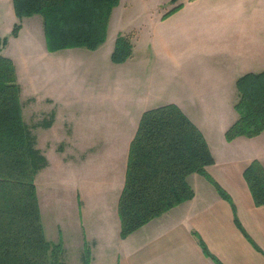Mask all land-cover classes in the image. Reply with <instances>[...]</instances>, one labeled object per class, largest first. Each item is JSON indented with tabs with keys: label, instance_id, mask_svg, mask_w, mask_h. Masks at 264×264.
I'll return each instance as SVG.
<instances>
[{
	"label": "crops",
	"instance_id": "0c3cea01",
	"mask_svg": "<svg viewBox=\"0 0 264 264\" xmlns=\"http://www.w3.org/2000/svg\"><path fill=\"white\" fill-rule=\"evenodd\" d=\"M149 5L150 10L157 11L151 18L150 29V50L154 52L140 59L138 68L129 75L131 85L120 86L117 81H112V85L106 82V85L97 86V95L102 97L98 106L106 99L108 109L111 105L120 109L122 99L127 102L123 101L127 110L123 112L125 117L112 112L113 109L110 114L101 116L95 132L90 134L92 140L86 145L97 147L101 153L109 149L119 155V161L105 164L111 166L101 179L97 180L93 174V179L81 182L86 196H93V203L96 200V218L91 222V217L82 212L85 234L77 240L79 257L87 245L90 249L88 264H264V204L254 203L243 177V169L252 159H258L264 166V130L254 136L239 135L231 140L224 136L225 129L237 116L233 107L237 99L233 82L245 72L264 69V0L241 4V8L252 11V17L247 21L238 19V4L219 9L213 4L206 7V11L211 12L206 20L210 22L209 31L215 42L205 45L196 44L193 35L195 26L205 22L203 12L194 14L195 9H202L197 7L200 5L197 0H153ZM173 7V11L165 14ZM38 16L33 14L18 19L12 0H0V37L8 38L1 52L12 59L15 68V52L12 53L10 43L20 41L22 34L28 37L24 42L28 48L24 45L19 53L26 68H32L27 74V89L32 99L35 94L29 89L37 76L33 74V64L39 57L46 65L52 59L46 51ZM15 22H19L20 27L12 35ZM113 44L106 48L109 58ZM73 48L80 47L63 49ZM133 49L132 44V53ZM132 53L128 60L132 59ZM165 60L172 63V69L161 65ZM154 71L161 75L164 72L166 77L170 76L181 85L180 95H173L167 102L177 104L203 133L214 157V162L206 165L205 170L229 199L221 196L204 175L193 172L187 176L193 189L189 199L120 237L117 200L123 185L130 139L142 111L163 104L159 103L163 100L161 78L156 80L158 76ZM43 97L51 101L56 95L49 93ZM45 111H41L44 113L42 118L54 112L50 125L43 126L53 128L56 138L51 142L53 149L62 152L66 147L77 148L80 141L72 144L61 139L66 125L65 114L60 115L59 110L57 114L52 107ZM39 122L38 118L33 125L39 126ZM34 137L36 146L45 155ZM199 239L214 257L203 252Z\"/></svg>",
	"mask_w": 264,
	"mask_h": 264
},
{
	"label": "trees",
	"instance_id": "16d2710c",
	"mask_svg": "<svg viewBox=\"0 0 264 264\" xmlns=\"http://www.w3.org/2000/svg\"><path fill=\"white\" fill-rule=\"evenodd\" d=\"M118 0H12L18 19L38 14L48 50L97 48L106 37L111 9ZM169 9L165 14L173 11ZM164 14V15H165ZM20 27L15 22L11 34ZM0 37V264H66L62 241L44 235L34 176L47 164L24 121L12 59L1 52ZM132 53L128 35L117 34L110 59L122 62ZM236 118L224 131L226 140L254 136L264 130V69L248 71L235 80ZM53 113L42 118L48 126ZM214 157L199 127L173 102L142 111L130 139L124 180L117 200L119 235L125 237L172 206L189 199L187 176L200 173L226 199L228 194L207 174ZM254 203L264 204V166L256 158L243 169ZM238 223L236 217L234 218ZM205 254L209 253L199 239ZM84 245L81 264H88Z\"/></svg>",
	"mask_w": 264,
	"mask_h": 264
},
{
	"label": "rangeland",
	"instance_id": "374dc122",
	"mask_svg": "<svg viewBox=\"0 0 264 264\" xmlns=\"http://www.w3.org/2000/svg\"><path fill=\"white\" fill-rule=\"evenodd\" d=\"M152 1L118 0L110 12L105 40L97 47V50L80 47L54 52V50L47 49L43 37L46 51L49 52L48 55L52 59L46 65L43 58L40 59L39 57L37 62L33 64V69H35L33 74H37L34 78L33 87L29 89L35 94L33 99L29 98L27 89V74L28 70L32 72V68H26L19 53V49L23 48L24 45L28 48L24 43L28 37L26 34H22L20 41L10 43L12 53L15 52V74L19 84L22 115L27 127L37 137L39 145L47 156L48 164L45 168L38 170L34 176L44 235L51 241H58L60 238L63 240L62 257L66 264H81L77 242L85 234V230L83 232L85 223L82 220V212H86L87 217H91V222L96 218L94 212L96 200L93 203L94 197L86 196L81 182L84 183L87 178L93 179V174H95L94 178L97 176V180L101 179L103 175L108 174V168L111 166L105 164H112V161L118 163L119 161V155L109 149L101 153L97 151V147L86 146L88 141L92 140L90 134L95 132L101 116L103 117L106 113L110 114L113 109L112 112L125 117L123 112L127 110L124 104L126 101L122 99H120V109H116L112 105L108 109L106 99H103L98 106L102 97L97 95V86L99 84L106 85V82L112 85V81H117L120 86L131 85L128 80L129 75L138 68L140 59L144 55L154 52V50H150V29L153 24L151 18L155 17L157 11L149 9L151 7L149 4ZM251 1L197 0V3L200 4L197 7L202 9H195L194 14L200 15L203 12L205 22L203 21L202 26H195L193 35L196 44L205 45L215 42L209 31L210 22L206 20L211 12L206 11V7H211L213 4L212 6L219 9L238 4V19L247 21L252 17V11L250 12L245 7L241 8V4H250ZM146 5H148L147 9L144 8ZM120 33L129 36L134 46V52L131 60L126 58L125 62H114L113 64L107 55L106 48L113 44L116 35ZM30 46L29 44V48ZM7 50L11 51V49ZM149 63L153 62L150 61ZM161 65L169 69L173 68L172 63L166 60L162 61ZM203 65L201 63V66ZM155 74L158 76L156 80L161 78L162 84L163 100L159 103L167 102L168 98L175 94L177 97L180 95L181 85H177L174 79H171L170 76L166 77L164 72L162 75L158 72ZM233 85L236 91L235 82ZM58 86H60L59 90L57 89ZM229 88H232L231 84H229ZM49 93L56 95L51 101L43 97ZM51 107L57 114L58 110L61 112L60 115L65 114L66 125L61 139L72 144L75 141H80L77 148L70 146L72 149L66 147L64 151L56 152L53 149V143H51L56 140L53 128L33 125L35 121H38V118L41 120L44 116L41 111L46 110V113L50 111ZM60 121H62L61 118ZM122 121L125 124V120L122 119ZM81 142L85 144L82 145ZM122 163H124V156ZM113 196L114 193L111 194V198Z\"/></svg>",
	"mask_w": 264,
	"mask_h": 264
}]
</instances>
